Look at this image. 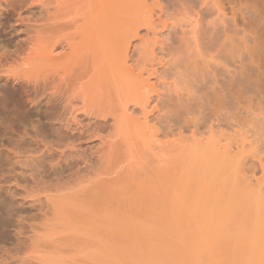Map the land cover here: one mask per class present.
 Returning <instances> with one entry per match:
<instances>
[{
  "label": "rangeland",
  "instance_id": "1",
  "mask_svg": "<svg viewBox=\"0 0 264 264\" xmlns=\"http://www.w3.org/2000/svg\"><path fill=\"white\" fill-rule=\"evenodd\" d=\"M158 1L159 0H144L145 6H148L147 9L150 10L149 13H147V16L151 15V18H153L154 20L156 18V13H158V10H159L158 7L160 6V3H161V2L159 3ZM199 2L203 5V7L207 6L206 8L204 7L205 13L203 12V15L207 17L202 16L203 23L202 22L201 23L203 25L205 24V26L207 23H208L207 25L212 23V26L209 25L212 27L211 29L210 27L208 28V26H206L209 30H211L210 32L212 34H213L212 31L215 27H217L218 30L221 31L219 27L225 25L224 27H226L227 30L229 29L227 32L225 31L226 33L224 32L226 34L225 35L226 37H224L223 36L224 34L222 35L220 31L215 30V32L217 31L218 33L216 32V34L218 35H220L221 33V36L224 37L223 38L224 41L226 40L227 37H229L230 38L229 42L232 43V46H230L231 48L234 47L233 45L235 44V41L237 40V36L241 37L243 35L241 37L242 39L244 38L243 40L241 39V41H243L242 50L244 48L245 50L242 51V68L244 69V71H242L243 72L242 75L245 74V77H243L242 75L241 77L243 78V82H246V85L241 84V86L243 85L244 87V88L243 87L241 88L242 90L241 96L237 94V91H236L237 89L235 87L237 86L236 81H235V86L233 87L234 78H235L234 74L237 75V73H235V70H234L235 67L233 66L234 64L232 62V60H235V59L233 58L232 60H230L231 62L230 64L229 60L225 61L226 63L223 62L224 61L222 60L223 58L222 59H219V58L211 59V58L205 57V55H203L201 51L197 50L195 45L193 44V39L194 37H197L199 35V31L200 30L202 31V29L206 31L208 29L206 27L202 28L203 25L201 23H200L201 25H196L198 24L195 22L196 16H193L192 14L193 11L190 12V9L191 10H195V9L190 8L188 9V11L179 10L178 14H175L173 16H169V17L163 16L162 21L165 23L161 25L160 24L156 25L157 26L156 29L155 28L152 29L153 27H151L150 28L151 31L149 30L148 33H146L147 26H151V24L146 25L144 23L141 26V28L139 27V30L137 31L138 32L137 36H134L131 38V43H133L132 45L134 46H132L131 52L129 53L130 55L133 51L134 56H138L139 52L142 51V48L144 45L147 44V46L148 45L150 46L152 45V42H155L156 40L163 41L164 43L168 44L170 43L171 39L176 38V40L180 42L184 50L182 53V59H185L188 62L187 63L188 65L183 66L182 64L177 63L176 65L172 67H167L166 70H159L158 73L156 74L153 73L151 75H148L146 73L147 69L152 71V70L160 68L154 62H152L150 58L144 65H142L143 66L142 69L139 68L141 70V76L139 78L133 77L132 82L128 83V85L132 86L131 88H133L135 91V88L139 86V81L143 78L144 79L148 78V81H149L148 83L154 85V88H152L149 91V96L153 97L156 94V92L157 93L159 92V93L164 94L165 99H170V100L172 99V102L175 103L176 105V111L178 113V122H179V125L181 126L179 129V132L181 131L179 136L175 137V135L174 136L168 135L169 136V137L167 136L168 138L167 137L163 138V136H161L160 134L161 130L159 129H161L160 128L161 126L163 127L166 121L164 117L162 118V116L165 115V110L159 111L158 109H160V107L156 106V102H154L155 100L154 101L149 100V105H146V107H142L135 100L134 101L132 100L131 102H129L128 108L129 107L130 108L127 111L128 116L125 117L126 120L124 119L123 121H120L121 126L120 125L118 126V127H122L120 128L122 132L119 131L117 126H113V123L109 122L110 121L109 119H108L109 120L108 123H106L105 121L107 120L102 117H99L98 119H93L92 118L93 116L91 114L86 113L83 110L77 111V113H75L76 115L75 119L70 121L69 124L66 125V122L62 121L60 118L59 119L56 118L59 116L60 110L58 111L57 108L52 109L53 108L52 105L47 106L43 102H41L39 105H37V103H34V102L30 103L32 105H30L29 103L28 104L26 103V109H27V105L30 106L31 108V111L28 114V119H29L27 123L28 126H24V128H22L21 126V128L18 129L17 132L16 131L13 132L14 134L12 132L6 133L8 135L4 137H3L4 135L3 133L0 134V136L2 135V138H3V139L0 138V150L2 149L1 151H3L2 158L5 159V157H7L8 154L11 153L7 157V159H5L6 162H4V164L2 165V168L5 169L6 178H11V179L5 182H2V184H0L1 185L0 187L1 198L5 199L6 202L8 201L7 203H12L14 209L22 213V214H18L19 216L15 215L12 217H8V224L6 225L4 229L5 231V237L3 239L4 242L2 241V239L0 240V242H2L0 243V247H1L0 248V264H41L40 260L29 257L28 256L29 253L27 251L29 250L28 248L31 247L32 242H36L38 240V243L40 242V245H41L42 244L41 241H43V238L46 240L45 238L47 237L46 233H49L50 235L49 237L51 238V240H48L49 245H54L51 250L53 251L54 247L57 246L56 248H58L59 251L63 252V253H59V252L57 253L54 251V255H56L55 257L60 258V256H63V258L61 257L62 259L60 258L61 261H64L63 259L64 258L66 259L68 257L67 259H69L70 262H68V260L66 259L67 261L65 262H68L67 264L69 263L72 264L73 262H75L73 264H76V262L77 264H80V263L81 264H88V263L89 264H127L130 262V260H133V257L131 256L129 251L134 252V256L138 255V253H141L139 257L137 256V258H140V257L143 258L142 256L143 253L144 252L146 253L149 251L151 252V250L155 254L152 252H151L152 254L150 252L147 254L144 253L146 256L149 255L148 257H144L146 259V264H262V262H264L263 257H261L260 259V256L262 255L264 256V254H262L263 251L261 249L263 248L264 250V246H262L264 244V234H263L264 233V229H263L264 228V85L253 83V81L251 80L250 81L252 83H249L248 82L249 80H247L248 78H246L248 74L247 71H249L250 76L248 77L250 78L252 76L254 80L255 75H253L252 73L254 72L256 73V71L259 73L260 72L259 69L262 68V66L264 65V59L262 58V56H264V49H263L264 44L261 45L262 43H264V40L262 42V39H261V35L263 36L262 38L264 39V0H199ZM41 8H43V6L40 0H0V59L4 55H6L8 51H12L16 49L23 50L27 47V43L29 42V39L32 35L34 21L43 15V13L41 12ZM219 15L222 16V17L220 16L221 19L218 18ZM205 21H208V22H205ZM79 23L80 22H78V24ZM214 24L215 26H213ZM224 27H221V28L223 29ZM234 27H236L237 29H241L240 35L235 33ZM209 30L206 32L205 31H202V32L207 34ZM256 31L258 32V35H259V32L261 31L259 35V39H261V41L258 40ZM254 35L256 36L257 41H260L262 51L260 49L258 50L261 51V53L259 52L261 56L259 55L257 49H256V52L251 53V51H255L254 48H256L259 45V44H256L255 47H253L254 45L252 43L253 42L256 43V39L254 40L251 39L253 40L252 42L249 38H251V36L255 38ZM233 38L235 40L233 41L234 44L231 40ZM224 41L222 42L223 43L228 42V41H225V42ZM229 44L230 43H227L228 49L230 48ZM258 47L260 48V46ZM25 52L22 53L23 56H25ZM258 55L259 57L257 58ZM245 56H247V59ZM248 56H251V57L248 58ZM258 59L260 63H262L261 61L263 59V65L261 67H259V64L256 65V63H259L257 62ZM153 63L155 65L151 66V64L153 65ZM256 66H258V68ZM139 69H134V72L132 73L139 74L140 73ZM252 69L253 70L256 69V70L252 72L251 71ZM263 70H264V67L261 70V73H264ZM34 71H36V68H34L33 72ZM121 72H123V74L126 75V73L123 70ZM258 73H256V75ZM260 75L262 76V78L264 77V74L263 75L260 74ZM257 76H259V74ZM108 78L109 77L107 76V79ZM256 79H260V78H256ZM259 81L257 80L256 82H259ZM1 82L4 83L5 80L0 81V84ZM8 83H10L8 85L14 84V82H11V81ZM253 84H257V86ZM247 85L248 87H246V91H244L243 89H245V86ZM250 85L253 87H251ZM225 88H227L226 91L227 90H230V91H228V93L225 92L224 90ZM233 88H234V91H236V93L233 91ZM248 88L250 89L252 88V89L247 90ZM143 91L144 90L142 89L141 92ZM224 92L226 94H224ZM229 92L233 94L235 93L234 96L233 94H230ZM236 94L239 97H237ZM134 96L139 97L138 93L135 94ZM56 112H58V115ZM2 115L3 117H5L7 116V113L5 111H0V118ZM68 120H70V118ZM137 127L139 129L142 128V130L139 131ZM24 129H25V132H23ZM57 130H58V137L56 134ZM13 135L15 136L14 137L15 139L12 138ZM16 136L18 137L17 139H19V141L16 139ZM13 139L14 141L12 142ZM20 139H23V141ZM46 139L48 142H45ZM157 139L158 141L160 139V142H159L161 144L160 147H159V143ZM41 140L49 144L50 151H48L49 149L43 147L45 143H43ZM115 140L118 143L122 142V144L119 143L120 145L115 146L117 155L119 157L115 158L114 163L116 162L115 163L116 165L114 166H117L119 164L120 165L128 164V166L130 165L131 166L127 167L129 168L128 169L129 171H127V173H123L126 175L121 176L120 174L121 177H119L118 175L117 178L116 176L113 175L116 178L115 179L113 177L114 178L113 179L112 177L109 178V175L111 176L112 174L105 173L106 171L104 172L102 171L100 174H96V172L98 169H99L98 170L99 172L100 170L105 169L103 167L104 166L103 162L100 161L98 157L102 156L103 153L107 151L108 149L107 147L110 141H115ZM9 141H11L12 144L9 143ZM161 141L162 142L165 141V142L162 143ZM172 141H174L173 145H172L173 143ZM14 143H18V146L20 145L19 146L20 150L18 149L17 144H14ZM21 144H23V146L25 145L26 147L21 146ZM13 145H14V148H17L16 150H18V153H16V150L13 148ZM9 151L10 153H8ZM14 153L17 154L18 156L17 158H13ZM43 153L45 154L44 156H43ZM213 154L214 155L216 154L215 156H217L218 159L220 158V161L222 159L221 161L222 163L218 160L220 165L217 163V166H215L216 165L215 161H213L212 163V159L214 160L215 158H217V157L214 158ZM141 155L148 156L149 160L148 158L145 157L146 162H145V159H144V162H142V160L140 161ZM211 156L213 157L212 159L210 158ZM196 157L201 161H198V159H195ZM176 159L180 165L178 167L179 169L178 171L180 170L182 171V172H179V174L181 173L180 176L182 175L183 177L185 176L184 177L185 179L181 177L182 182H185L186 180L184 185H186L188 182H191V184L194 182V185L199 183L198 186L200 188L199 189L198 186L195 187L196 191L199 189L197 192L198 195H196V191H194L195 193L193 192L194 187H192V190H190V193L187 191V195L188 194L189 195L188 196L186 195V196L189 199L191 198V196L192 198L193 196H196V198L194 197L195 199L191 198L192 200L191 199L188 200V199H185V197L184 199H182L181 213H183V211L184 213L181 215L183 218H185L186 223L190 222V223H187L188 225L184 223L185 224L184 228L182 227L183 229L182 231L184 233L187 231L188 234H190L189 236L186 232L187 234L186 236V234H184L181 231L182 234L185 235V236L182 235L183 238H185L183 239L182 243L183 242H184L183 244H185V242L187 243L188 238H191L193 234L197 235L198 233L195 234L197 230L198 231L202 230V227H203L202 226L203 224L201 223L202 220L205 225L204 227H206V229L205 228L203 229L207 230V232L205 230L204 232L203 230L201 231L202 238H200L201 236L199 232L198 235L200 237L199 236L197 237L199 239L197 245L199 246H196V247L192 246L194 249L197 248L195 249L196 253L194 252L195 250H193V248L191 247L190 251L192 250L191 251L192 253L190 251L189 252L190 254H194L191 258L184 257L185 256L184 255L182 256L183 258L181 259L178 256L181 254L182 249H185L184 252H187V251H186V248L181 249L179 244L183 245L180 242L182 239L180 237L182 236L176 234V232L173 235H178V238L177 239L175 238L174 240V241L180 240L179 243L176 242V244L178 245H175L174 242L170 241L174 239V238L171 239L172 237H174L171 234L174 232L173 230H170V232L172 231L171 233L166 234L167 236L170 235L171 237V238L169 237L170 240H168L167 242V240L165 241V239H167V237L165 236L167 229L165 230V228L163 229L162 227H158V228H162L165 231V232H162L161 229L160 230L159 229L157 230V228L153 229L154 226L150 227L149 225H151V223L150 224L148 223L149 225H146L147 229L148 227L149 229H151L148 232V230L147 229L145 230L144 227L138 226V229L141 227L140 228L141 231L142 230H143L142 232L146 231L145 233L148 232L147 234L150 233V236L152 235L153 232L155 233L157 232L156 234H153V235H156L155 237L152 238L153 240H151L150 238H147L146 236V238L148 239L146 240L149 244L148 248L149 249L152 248L149 251L147 248V251H146L145 248L147 247V242L143 236L144 233H141V235L144 238L143 240V238L141 239L142 236L140 234H139L140 236L137 234L138 231L140 232V229L135 231V228L138 224H136L137 222L135 223L134 217L129 216L128 218L126 217V219H124L125 217L121 219V218H118V216L121 217L120 215H118L116 218V219H120L121 222L124 221V223H127L126 221L128 219L127 225L129 227H130L129 225L130 223L134 222L136 224L135 226V224L133 223L134 228L131 225L130 229H128L129 232L132 231L133 229L134 230L133 232H136V233L130 232V233H133V235L130 234L131 236L128 235L129 233L125 234V238H126L125 239L123 236V233H120V232H123L124 230H126L125 233H127L128 227H125V225H123V227H125L123 228L122 226L119 225L118 226L119 228L112 229L113 227H116V226H113L114 224L116 225L115 221L110 222L109 219H105L106 216L104 217L103 215L99 214L98 210L90 212V208L87 203H89V200L92 196L89 194L91 190H93L92 192H95L94 190L96 189L97 194L101 193L100 191L101 188H102L101 194H104L106 192L110 194V193H113L114 191H115L114 193L116 194L118 191L119 192L121 191L120 189H124L122 191L127 192L132 189V184L134 180L136 181L133 184L134 185L133 188L137 185L136 183L138 179L143 178L142 181L145 179L146 172L143 171L142 168H146L149 164H151L154 167L157 166L158 164L163 165V166L164 165L166 166L167 164V166L168 165L170 166L172 165L171 163L174 162V160ZM151 160L152 162L149 163ZM85 162L87 163L86 166H84ZM169 162L170 164H168ZM201 162L203 163L201 164ZM214 163L215 165H212ZM136 168L137 170H135ZM8 170H10V172H8ZM130 170H132L133 173H131ZM99 175H100V178H98ZM147 177L149 178L148 175ZM107 179L108 181L110 180L111 181L108 182ZM91 180L94 181L95 185L98 186L100 189H98V187L96 188L95 185H93V182ZM42 184H44L45 186ZM200 184H202L203 188L200 187L201 186ZM46 185H49V186L46 187ZM87 185L88 186L90 185V186L88 187ZM219 185H223V186H219ZM92 186H94L95 188ZM191 186H193V184ZM208 186L209 188H211L212 186V188L208 189ZM114 187L115 189L114 191H112ZM187 187L189 188L190 184H188ZM187 187H184V188H187ZM103 188H105L104 190H108V191L106 192L103 191ZM214 188L215 189L217 188V190H214ZM189 189H191V187ZM44 191H45V194L47 193L46 195L50 197V203L48 205L49 213H48V208H46V206L44 205V195H45L43 193ZM199 191H201L202 193ZM221 191L224 193H222ZM233 191L236 195L237 193H242L244 194L242 196H245V197L247 193L251 195L252 199L250 198V195H249V198L251 199L250 200L251 206L249 207V211L247 210L248 205L245 206L246 210H243L244 204L246 203L245 201L244 203H242L243 208H240L241 201H242L240 200V197H239L240 194L237 195L238 196L237 199H239L240 205L237 204L239 202V201L238 202L236 201L237 199L235 200L236 202L234 201L236 196L235 195L230 196V194H232ZM73 192L74 193L76 192V193L74 194ZM191 192L194 195H192ZM204 192H206L207 194L206 193L203 194ZM83 193L85 196H83ZM200 194H202L201 195L202 197L200 196ZM213 194L215 197L213 196ZM232 196L233 198H231ZM69 197L71 200H74V201L76 200V198H78L76 200V201L79 200L78 205L80 206L82 202L81 205L82 206L84 205L86 207L81 206L79 209L77 207L78 206L77 202L75 201L76 204L74 206L77 205L76 207L79 210L73 207L72 209H75L76 211L75 213H72V211L74 212V210L71 209L70 211V207H68L67 205L68 203L65 201L67 203V204L65 203L66 204L65 207L67 206L69 208V211H70L69 212L67 210L68 208H65L64 204H62L63 201H61L62 199L65 200V198H67V201H69L68 199ZM84 197H87V199H84ZM82 198H83V201L80 200ZM229 199H233V200H229ZM86 200L88 202H86ZM214 201L216 202L215 204H214ZM231 201H234L235 204H233V202L231 203ZM228 202L231 204H229ZM211 203L213 204V206ZM217 203H219V209L221 208V211H222V207H224L227 212L229 211L230 208L231 209L234 208V211L235 209L236 210L241 209V211L238 210L236 211V213L232 211V214H230L231 213L230 211L229 215L226 213L225 209L223 210L225 211L227 218L230 216V218L232 219V216H233V219H235V221L231 220L232 222L231 221L228 222L230 218L227 219L225 214L222 217L223 215L222 213L224 212L216 211L217 213L220 214L221 218H223V219L218 218V220H216L217 222L219 220H220L219 222L223 220V223H225L224 221L227 220L226 223L228 224L222 225L223 228H221V225L217 224V222L214 225L213 223L215 221L212 220L214 219V216L216 215L219 217L217 213L215 214L212 213V210L218 207ZM60 204H62L63 206L61 205L60 207ZM202 204L204 206H202ZM232 204L235 206L226 208L227 206H230ZM210 205L212 206L213 209L211 208L210 210V207L208 208L210 211L205 209ZM44 209L45 211L46 210L47 211L44 212L43 211ZM55 210L56 212L54 213ZM65 210H67V212ZM202 210H205V211H202ZM185 211H188L190 213L189 217L192 221L186 218L188 217L187 215L188 212H185ZM246 211H248V213H246ZM68 213L69 215L70 213H72V215L76 214L77 216L71 215L72 216L71 217L67 215ZM89 213L90 214L93 213L92 215H94L95 213V215H97V216L94 215L93 218L95 217L99 220L101 227H103L102 224L108 223L107 221H109L111 224L114 223L113 225H109V226H112L111 229H109V227H106V230L109 229L108 235L106 234L108 230L107 232L106 230H104L105 227H103V229L100 230L101 232L98 229L99 227H97L98 229L96 230L97 235L93 234L92 233L93 231L92 232L90 231L91 227L92 229L94 228L93 227V225H95L93 223L94 220H97V219L92 218L93 220H91L90 219L91 215H89ZM194 213H196V215H194ZM60 214H63V215L65 214V217L67 215L68 220H66V218H64L63 215H60ZM184 214L186 217L184 216ZM44 215H47L49 217L48 220L45 218L47 220L46 222H48L49 224L51 223V225L48 227H46L47 225L45 226L46 223L43 224L45 222ZM191 215L194 218L196 216L197 217L199 216L198 218L196 217L197 219L195 218L194 220H196L197 225H200L199 228L202 226L201 229H199L198 226L195 224V221L192 219L193 217ZM217 216L215 218H217ZM55 217L57 219H55ZM60 217H63L64 221ZM69 217H71V219ZM78 217L79 219L81 218L80 219L81 221L78 219ZM100 218L102 219V221L105 220L106 223H103V222L101 223ZM199 218L202 219L200 223H198L199 221H197ZM209 218H210V221H207V219L209 220ZM74 219L79 221V223L82 222L80 224L82 226H80L79 223L76 224V221ZM87 221L93 224L92 226H90V224L87 223L88 227H90V229H88L90 233L88 232V230H86L87 228L83 226L84 223H85L84 225H86ZM233 221L234 223L235 222L238 223V224L235 223V225L236 224L238 225V228L240 227L239 226L240 223H241L240 225H242L240 227L241 229L244 230V228L247 227L246 228L247 231L244 233L243 230L240 231L241 229L235 228L236 226L234 224H231L233 223ZM71 223H75L76 225L74 224V226H72L73 224ZM205 223L207 224L208 227L206 226ZM211 224L214 225V228L220 227L219 229L220 230L222 229L220 233H222L225 236L223 241H225L226 238L228 242L232 240V237L234 238L239 237V235L237 236V234L235 235L236 237L233 235L239 232L238 234H240L243 238L239 237L241 239L240 240L238 239L239 241L237 244L241 243V240H244L242 241L243 246L242 244H239L238 246L240 248L236 249L234 252H231V251L230 252L228 251V253H226L225 251L221 252V250H225L226 247H224L223 245L220 246L221 243L216 241V238L220 237V234H215L213 232H211L212 234L209 233V228L210 230L215 231L213 228V225ZM67 225L71 227L69 228ZM216 225L219 227H215ZM231 225L232 226L234 225V226L231 227ZM96 226L97 224L95 225V227ZM185 226L186 227L188 226L187 230H184L186 229ZM33 227L36 230L34 234H33ZM72 228L74 230H72ZM77 228H78L79 233L77 231ZM232 228L234 230H231ZM59 229L60 231H58ZM236 229L239 231H237ZM102 230L104 231L102 232ZM229 230L232 232L235 231V233L234 232L231 233ZM114 232L116 233L115 236L117 240L116 238H113V239H115L116 242L115 241L112 242L113 241L112 237H114L113 236ZM240 232L244 233L245 236L241 234ZM92 234L94 236H91ZM134 234L135 235L137 234L136 238L139 236L140 240L139 238L134 239L135 238ZM32 235L33 237H31ZM126 235L130 237L129 241L132 239V237H134L133 238L134 240H131L132 243L128 242L127 240L128 236ZM194 235H193V238H195ZM76 236H77V239L75 238ZM107 236L110 238V241L112 242V244L115 245L116 247L115 250L109 249L108 246L111 245L114 248V245L109 244V238ZM215 236L217 237L215 238ZM49 237L47 238L49 239ZM65 237L69 243L65 241L66 240L64 239ZM212 237L215 239H213ZM193 238H192V242L190 243L191 245L192 244L195 245L197 243L196 240ZM88 239L90 240V242H86L88 241ZM123 239L125 241L127 240L126 243L125 241H123ZM45 240L43 241V243L47 242ZM52 240H53V243H50ZM75 240H77L78 242ZM104 240H107V242ZM135 240L136 241L139 240V242L141 243L139 242L136 243ZM162 241H165V242H162ZM193 241H195V243ZM208 241L210 244L208 243ZM79 242H81L80 243L81 245L79 244ZM97 242L99 243L97 244ZM159 242H161L160 247L162 248H160L159 245L158 246L156 245ZM189 242H188V245L191 246ZM206 242H207V245H206ZM142 243H143V246H142ZM162 243L165 245V248L164 246H162ZM83 245L86 246L85 249ZM168 245H171V246H168ZM128 246L130 248H128ZM136 246H139V247H136ZM152 246L153 247L155 246V248L153 249ZM185 246L186 244L183 247ZM51 247L52 246H50V248ZM59 247L62 249L60 250ZM178 247H180V250H181L180 252H178L179 250ZM241 247L244 248L243 251ZM136 248H143V249L142 250L139 249L140 252L138 251V249L134 251ZM214 248H216V250H214ZM175 249H178V250H176V252L174 253ZM218 249L220 250L218 251ZM19 250L20 252H18ZM91 250L92 251L95 250V251L91 252ZM109 250L112 252L114 251L115 254L110 253ZM66 251L67 253H65ZM127 251H128V254L130 255V258H128ZM116 252L118 255L116 254ZM210 252H212L211 255H210ZM218 252H221V253L225 252L227 255L225 253L222 255L221 253H218ZM83 253L85 256L83 255ZM214 253L216 255H214ZM141 258L140 260L135 259V261L137 260L136 262L138 263L139 261L142 262ZM135 261L129 264H135ZM144 264H145V261H144Z\"/></svg>",
  "mask_w": 264,
  "mask_h": 264
},
{
  "label": "bare ground",
  "instance_id": "2",
  "mask_svg": "<svg viewBox=\"0 0 264 264\" xmlns=\"http://www.w3.org/2000/svg\"><path fill=\"white\" fill-rule=\"evenodd\" d=\"M40 2L43 6V8H41V12L43 13V15L34 21L32 35L29 39V42L27 43V47L23 50L16 49V50L8 51L6 53V55H4L0 59V81L5 80L4 83L1 82V84H0V111H5L7 113V116L3 117V115H2L0 118V134L3 133L4 134L3 137L8 135L6 133H11V132L13 133L14 131L17 132V130L20 129L21 126H22V128H24V126H28L27 125V123L29 121L28 114L30 113L31 108H30V106L27 105V109H26V103L30 104V103L34 102V103H37V105H39L41 102H43L47 106L52 105V107H53L52 109L57 108L58 111L60 110L59 116L56 118L57 119L60 118L62 121L66 122V125H68L70 121L75 119V117H76L75 113H77V111L83 110L86 113L91 114L93 116L92 117L93 119H98L99 117H102V118L107 120V121H105L106 123H108V121L110 120L109 122H112L113 126L118 127L119 125L121 126L120 121H123L125 119V117L128 116L127 111L130 108V107L128 108V104L132 100L133 101L135 100L142 107H146V105H149V100L150 101L155 100L154 102H156V106L160 107V109H158V110L159 111L165 110V115L162 114V115H164V116H162V118L164 117L166 119V121L164 119L165 124L163 125V127L162 126L160 127L161 129H159V130H161L160 131L161 136H163V138L167 137L168 135H171V136L175 135V137L179 136V134L181 132V131L179 132V129L181 126L179 125V122H178V113L176 111V105H175V103L172 102V99L171 100L165 99L164 94L159 93V92L158 93L156 92V94L153 97L149 96V91L152 88H154V85L148 83L149 82L148 78L141 79L140 80L141 82L139 81V86H138L139 88L138 87L135 88V91L133 88H131L132 86L128 85V83L132 82L133 77L139 78L141 76V70L139 68L142 69L143 68L142 65H144L150 58H151L150 60L152 62H154L156 65H158V67H160V68L152 70V71L148 70V69L147 70L144 69V70H146V73L148 75H151L153 73L156 74V73H158L159 70H166L167 67H172V66L176 65L177 63L182 64L183 66L188 65L187 64L188 62L185 59H182V53L184 50H183L180 42L178 40H176V38L175 39L173 38V39H171L170 43H168V44L164 43L163 41H157L156 40L155 42H152V45H150V46L149 45L147 46V44L144 45L142 48V51L139 52L138 56H134L133 51L129 55V53L131 52L132 46H134V45H132L133 43H131V38L134 36H137V33H138L137 31L139 30V27L141 28V26L144 23L146 25L151 24V26H147V32L146 33H148V31L150 30L151 27H153L152 29H154V28L156 29V27H157L156 25H158V24L161 25V24L165 23L162 21L163 16H166V17L167 16L168 17L173 16L175 14H178L179 10H185V11L187 10L188 11V9H190V8L195 9V10L190 9V12L193 11L192 12L193 16H196L195 22L198 24H196V23L195 24L201 25L203 23L202 22L203 21L202 16L207 17V16L203 15L204 7L206 8L207 6L203 7V5L199 2V0H159L158 2L159 3L161 2V3H160V6L158 7L159 10H158V13H156V18L154 20L153 18H151V15L147 16V13H149L150 10L147 9L148 6H145L144 0H40ZM220 16L221 15H219L218 18L221 19L222 16L221 17ZM78 22H80V23L78 24ZM205 22H208V21H205ZM207 24H206V26H208V28L210 27V29H211L212 23L209 24L211 26H209ZM206 26L204 24L202 26V28H205ZM213 26H215V24ZM224 26H221V27H224ZM199 27H201V26H199ZM221 27H219V29H221V31L218 30L217 27H215L212 31L213 34L210 32L211 30H209L207 27L206 28L209 30V32L211 34L209 32H207V34L202 32V31H205L204 29H202V31L200 30L199 35L197 37H194L193 44L195 45L197 50L201 51V53L203 55H205V57H208L211 59H214V58L222 59L223 58L222 59V60H224L223 62L228 61V60L230 62V60H232L233 58L235 59V60H232V62L234 64L233 65L235 67L234 70H235V73H237V75L234 74L236 79L233 77L234 78L233 87L235 86V81H236V85H237V86H235L237 89L236 91H237V94L239 96H241V94H242L241 88L243 87V85H246V82H243V78L241 77V75L243 74L242 71H244V69L242 68V51L245 50V48L242 50V46H243L242 42L243 41H241V39H242L241 37L243 35L241 37L237 36L236 41L234 40L235 37L233 39H231L232 42L235 41V44L233 42L234 47L231 48L230 46H232V43L229 42L230 38L229 37H227L229 39L226 38L225 41H228V42H225L223 39L224 37H226L225 33L229 29L227 30L226 27H224L222 29ZM234 29H235V33L240 35L241 29H237L236 27H234ZM208 30H206V31H208ZM215 30L220 31L222 33V35L224 34L223 35L224 37L221 36L220 32H219L220 35L216 34L217 31L215 32ZM260 32H259V35H260ZM256 33H257L256 35L258 36L257 37L258 40L261 41V39H262V42H263V40H264L262 38L263 36L261 35V39H259L258 32L256 31ZM252 36H251V38H249L250 40L256 39L255 35H254L255 38ZM253 40H251V41L253 42ZM222 41H224L225 43H223ZM260 41H257V39H256V43L255 42L252 43L254 45V46L252 45L253 47H255L256 44H259L258 46H260V48L257 46L256 48H254L255 51H251V53L256 52V49H257L258 53L259 52L261 53V51H262L261 45H263L264 43H262L260 45ZM227 43H230L229 49L227 48V46H228ZM258 49H260L261 51ZM263 49H264V47H263ZM25 50H26V52H25ZM252 50H253V48H252ZM24 52H25V56L22 55V53H24ZM260 53H259V55L261 56ZM259 55L257 56V58L259 57ZM245 57L247 59V56H245ZM249 57H251V56H248V58ZM252 57H253V55H252ZM262 58L264 59V56H262ZM263 59L261 61L262 63H260L259 59H258L257 62H259V63H256V65L259 64V67H261L263 65ZM154 63H153V65L151 64V66H154L155 65ZM126 64H128V65H126ZM230 64H231V62H230ZM256 67L258 68V66H256ZM263 67H264V65L262 66V68L259 69L260 70L259 73L256 71V73H258L259 76H257L258 74L256 75V73L254 72V70H256V69L251 70L252 72L255 73V74L252 73L253 75H255L254 80H253L252 76H251L252 78L250 77L251 79L248 77V76H250L249 75L250 72L247 71L248 74L246 73L247 74L246 78H248L247 80H249L248 81L249 83H252L251 81H253V83H258V84L264 85V83H263L264 80H262V79H264V77L262 78V76L260 75V74H262V75L264 74V73H261V70L263 69ZM34 68H36V71L33 72ZM133 68L139 69L140 73L139 74L136 73L137 75L132 73V72H134ZM250 69H248V70H250ZM122 70L126 73V75L123 74V72H121ZM236 70H237V72H236ZM119 74H121V75H119ZM107 76L109 77L108 79H107ZM119 76L120 77L122 76V77L120 78ZM242 76L245 77V74ZM256 78H260V79L262 78V79L260 80V79H256ZM255 80L256 81L260 80L261 82L259 81L260 82L259 83V82H256ZM10 81L14 82V84L8 85V84H10V83H8ZM241 84H243V85L241 86ZM253 85L257 86V84H253ZM246 87H248V85L245 86V89H243L244 91H246ZM251 87H253V86H251ZM142 89L144 90L143 92H141ZM226 89L227 88H225L224 90H225V92L228 93V91H230V90L226 91ZM251 89L248 88L247 90H251ZM233 91H234V88H233ZM236 91H234V92L236 93ZM135 92L138 93L139 97L134 96L135 94H137ZM225 92H224V94H226ZM230 94H233V93H230ZM234 94H233V96H234ZM237 94H236V96L239 97ZM30 105H32V104H30ZM56 113L58 115V112H56ZM55 116H56V114H55ZM69 118H70V120H68ZM120 128H122V127H118L119 131L122 132V130H120ZM135 128H136V126H135ZM140 130H142V128L139 129V131ZM23 132H25V129L23 130ZM121 132H120V134H121ZM56 134L58 137V130H57ZM14 137L15 136L13 135L12 138H14ZM0 138H2V135L0 136ZM17 138L18 137L16 136V139ZM14 139L12 140V142L14 141ZM17 140L19 141V139H17ZM20 140L23 141V139H20ZM121 140H122V138H121ZM41 141L43 142V140H41ZM157 141H158V139H157ZM12 142L9 141V143H11V144H12ZM45 142H48L47 139ZM45 142H43V143H45ZM159 142H160V139H159L158 143ZM163 142H165V141H163ZM172 142H173L172 143V145H173L174 141H172ZM18 143H14V144H17V146H18ZM119 143L122 144V142H119ZM119 143L116 140L110 141V143L108 144V147H107L108 148L107 151L105 153H103L102 156L98 157L99 160L103 162L104 166L103 165L102 166L105 169L100 170V172L98 171L99 170L98 169L96 174H100L102 171L103 172L106 171L105 173L112 174L111 176L109 175V178L110 177L113 178L114 176H116V178H117L118 175H119V177L124 176L126 174H123V173H127V171H129L128 170L129 168H127V167H130L131 165L128 166V164L127 165L126 164H122V165L119 164L117 166H114V165H116L115 164L116 162L114 163L115 158L119 157L117 155L115 146L120 145ZM160 145L161 144L159 143V147H160ZM19 146H18V149L20 148ZM21 146H23V144H21ZM43 147L49 149V144L45 143L43 145ZM13 148H14V145H13ZM14 149L16 150L17 148H14ZM14 149H13V151H14ZM1 150H0V177H1L0 178V184H2V182H5V181L11 179V178H6L5 169L2 168V165L4 164V162H6L5 159H7V157L11 153L9 151L8 153H10V154H8L7 157L4 156L5 159H3L2 158V152L3 151H1ZM48 151H50V149ZM16 153H18V150H16ZM48 153H50V152H48ZM209 153H208V155H209ZM211 153H213V152H211ZM44 155L45 154L43 153V156ZM215 155L213 156L214 158L217 157ZM12 156H13V154H12ZM17 157H18L17 154L14 153L13 158H17ZM145 157L148 158V160H149L148 156L141 155V158L139 157L140 161L142 160V162H144ZM213 157L211 156L210 158L212 159ZM101 159H103V160H101ZM195 159H198V158L196 157ZM218 160L220 161V158L218 159V157L215 158L214 160L212 159V163H213V161L216 162V165H215V163L212 165L217 166V163L220 165ZM9 161H11V160H9ZM198 161H201V160L198 159ZM221 161H222V159H221ZM145 162H146V159H145ZM151 162H152V160L149 163H151ZM120 163H122V162H120ZM127 163H129V162H127ZM202 163L203 162H201V164ZM86 164L87 163L85 162L84 166H86ZM168 164H170V162ZM171 164L172 165H170V166L169 165L167 166V164H166V166L158 164L155 167L152 166L151 164H149L146 168H142V170L146 172V176H145L146 180L144 179L142 181L143 178L138 179L137 183H136L137 185L135 184L136 186L133 188V186H134L133 184L136 181V180H134L133 184H132V189L127 191V192L122 191L124 189H120L121 191L120 192L118 191L119 193L116 191L117 193L115 194L114 193L115 187L112 190L114 192L110 193V194L106 192L108 190H104L105 188H103V191L106 192L104 194H101L102 188L100 190L101 193H98V194H97L96 189L94 190L96 193L92 192L93 190H91L92 193L89 192V194L92 196H91L90 200L88 198L89 203H87L89 205L90 212L98 210L99 214L103 215L104 217L106 216L105 219H109L110 222L115 221L116 225L114 223L111 224L109 221H107L108 223H106L105 220L102 221V219L100 218L101 223L103 222V223L108 224V225L102 224V226L105 227L104 230H106V227H109V229H111L112 226H109V225H113V224H114L113 226H116V227H113L112 229L119 228L118 227L119 225L122 227H123V225H125V227H128L127 228V230H128V229H130L131 225L133 226L136 222H137L136 224H138V225L136 226V224H135V226L137 228V229L135 228V231L139 230L141 227H144V229L146 230L147 229L146 225H149L151 223V225H149V226L150 227L154 226L153 229L154 228H157V230L161 229L162 232H165L163 230L164 228H165V230L166 229L168 230V231L166 230V233H165V236L167 237V239H165L166 237L164 238L165 241L167 240V242H168V240H170L169 239L170 235L167 236L166 234L171 233L172 231L170 232V230H173L174 232L171 234L174 237H172V238L170 237V238L171 239L174 238V239L170 240V241L174 242L175 245H178V244H176V242L179 243L180 240L174 241L175 238L177 239L178 235L182 236L183 235L182 234V232H183L182 227L184 228L185 224L188 225L187 223H190V222L186 223L185 218H183L181 215L184 213L183 210H182L183 213H181L182 199H184V197H185V199L190 200L192 198V196L189 199L187 197L189 195V194L187 195V191L190 193V190H192V187H194L193 192L196 191L195 187H197L199 185V183L195 184L196 185L195 186L194 182L192 181L193 186H191L192 184H191V182H188L189 181L188 180L187 181L188 183L186 185L188 186V184H190L191 189H189L190 187L188 188L186 185H184L186 180H185V182H182V180H181V177H183V175L180 176L181 173L179 174V172H182V171L181 170L178 171L179 170L178 167L180 165H179V162L177 161V159L174 160V162H172ZM210 164H211V162H210ZM135 170H137V168ZM108 171H110V172H108ZM8 172H10V170H8ZM130 172L133 173L132 170H130ZM120 174H121V176H120ZM147 175L149 176V178L147 177ZM107 176H108V174H107ZM98 178H100V175ZM91 179H93V178H91ZM184 179H183V181H184ZM97 181H99V180H97ZM107 181H108V179H107ZM110 181H108V182H110ZM92 182H93V185H95V182L94 181H92ZM181 183H182V185H181ZM42 185H44V184H42ZM200 185H201L200 187L203 188L202 184H200ZM47 186H49V185H46V187ZM87 186H85V187H87ZM182 186L187 187V188H184ZM219 186H223V185H219ZM0 187H1V185H0ZM92 187H94V186H92ZM95 187L97 188L98 186L95 185ZM198 188H199V186H198ZM211 188H212V186H211ZM211 188H209V186H208V189H211ZM74 189H75V187H74ZM98 189H100V188L98 187ZM86 190H87V188H86ZM198 190L196 191V195H198L197 194ZM214 190H217V188L216 189L214 188ZM221 190H222V188H221ZM45 191L43 192L44 194H45ZM202 191H203V189H202ZM199 192H201V191H199ZM205 193L206 192H204L203 194H205ZM222 193H224V192H222ZM46 194L44 195V205L46 206V208H48V213H49L48 205L50 203V197ZM89 194H87V195H89ZM191 194H192V192H191ZM208 194H210V193H208ZM238 194H240L239 197H240V200H242L241 205H240L239 199H237ZM251 194H253V193H251ZM192 195H194V194H192ZM201 195L202 194H200V196ZM231 195L236 196L234 201L236 199H237L236 200L237 202L239 201L237 204L241 206L240 208H243L242 203H244V201H245L246 203L244 204L243 210H246L245 206L248 205L247 210L249 211V207L251 206L250 200L252 199V197L249 193H247L248 197L246 195L247 198L245 196H242V195H244L242 193H237V195H236L234 193V191L232 194H230V196ZM249 195H250L251 199L249 198ZM83 196H85L84 193H83ZM213 196H214V194H213ZM66 197H68V196H66ZM194 197L196 198V196H193L192 199H195ZM231 198H233V196ZM68 199H69V201H67V198H65V200L62 199L61 201H63L62 204H64V207L68 203L67 205H68V207H70V211L73 207H75L76 209L78 207L80 209V207L82 206L81 201H83V198L80 199L81 200L80 201L81 204L79 203L80 206L78 205L79 200L76 201L78 199V198H76L75 201L77 202V205H78V206L76 205L77 207L74 206L76 204L74 200H71L70 197ZM84 199H87V197H84ZM70 200H71V202H70ZM229 200H233V199H229ZM234 201H231V203L233 202V204H235ZM7 202L5 201V199L1 198V194H0V240L2 239L3 242H4L3 239L5 237L4 229H5L6 225L8 224V217H12L15 215L19 216L18 214H22L19 211L14 209L12 203H7ZM86 202H88V201L86 200ZM247 202H248V204H247ZM69 203H70V205H69ZM71 203L73 204V206ZM215 203L216 202L214 201V204ZM231 203H229V204H231ZM62 204H60V207ZM203 204H204V202H203ZM203 204H202V206H204ZM217 204H218L217 208L219 209V203H217ZM233 204L230 206H227L226 208L234 207L235 205H233ZM212 206H213V204H212ZM212 206L210 205L205 209L210 211ZM68 207L66 206L65 208H68ZM82 207H86V206L83 205ZM197 207H199V206H197ZM209 207H210V210L208 209ZM214 208H215V206H214ZM217 208L214 209L215 211L212 210V213L215 214V213H217L216 211H221V208L219 210ZM79 209H77V210H79ZM224 209L225 208L222 207L221 212H224V213H222L223 214L222 217L224 216L225 211H226V209H225V211H223ZM67 210L69 211V208ZM67 210H65V211L67 212ZM72 210H74V212L72 211V213H75L76 210L75 209H72ZM238 210L235 209V211H234V208H232V209L230 208L228 212L226 211V213L229 215L230 211H231L230 214H232V211H234V213H236V211H238ZM43 211L46 212L47 210L45 211V209H44ZM188 211H185V212H188ZM202 211H205V210H202ZM239 211H241V209ZM248 211H246V213H248ZM50 212H52V211H50ZM55 212H56V210L54 211V213ZM195 212H197V211H195ZM72 213H70V215L68 213L67 215L71 216ZM79 213H80V211H79ZM205 213H204V215H205ZM92 214L93 213H91V214L89 213V215H91L90 219L91 220L97 219L95 217L93 218L95 213H94V215H92ZM185 214H184V216H185ZM191 214H193V213H191ZM217 214L219 215V217L216 215L217 218H215L216 216H214V219H212L215 221L214 223L212 222L214 225L217 222L216 220H218V218H221L220 214L219 213H217ZM60 215H63V214H60ZM67 215H66V217H65V214L63 215V217L66 218V220H68ZM118 215H120L121 217H119ZM187 215H188V217H186V216L185 217L187 219H190V217H189L190 213L189 212L187 213ZM194 215H196V213H194ZM72 216H77V215L74 214ZM79 216H80V214H79ZM95 216H97V215H95ZM117 216H118V218H121V219L124 217H125L124 219H126V217L128 218L129 216H132L135 218V223L134 222H133L134 224L130 223L129 224L130 227H129L127 225L128 219L126 221L127 223H124V221L121 222L120 219H116ZM225 216L227 218L226 214H225ZM235 216H236V214H235ZM63 217H60V218H62L64 221ZM71 217H69V218L71 219ZM200 217H202V216H200ZM45 218L48 220L49 217L47 215H44L45 222L42 221V222H44L43 224L46 223L45 226L47 225L46 227H48L51 225V223L49 224L48 222H46L47 220ZM195 218L193 217L192 219L194 220ZM228 218H230V216ZM21 219H23V218H21ZM55 219H57V218L55 217ZM76 219H77V217H76ZM78 219H79V217H78ZM111 219H112V221H111ZM221 219H223V218H221ZM51 220H52V218H51ZM116 220H118V221H116ZM201 220L202 219L199 218L197 220V221H199L198 223H200ZM231 220L235 221V219H233V216H232V219L230 218V220L228 222H230ZM75 221H76V224L79 223V221H77V220H75ZM194 221L196 224V220H194ZM207 221H210V218H209V220L207 219ZM219 221L217 222V224L221 225V228H223L222 225L228 224V223H226L227 220L224 221L225 223H223V220L221 222H219ZM234 221L231 224L235 225V223H237V222L234 223ZM96 222L99 223V220L97 219V220H94V222H93L95 225L97 224L96 227L92 223H89V221L86 222L87 227H86V225H84L85 223L83 224V226L85 228H87L86 230H88V229H90V227H88L87 223H89L90 226L93 225L94 228L92 229V227H91L92 230L90 229V231L91 232L93 231L92 233L97 235L96 230L99 229V231H100L101 229H103V227H101L100 223L98 225V223H96ZM60 223H62V222H60ZM81 223H79V225ZM118 223H120V224H118ZM201 223L203 224L202 225L203 227L202 226L201 227H202V230L204 232L206 227H204L205 225H204L203 220ZM221 223H223V224H221ZM71 224H73L72 226H74L75 223H71ZM213 224H211V225H213ZM237 224L235 225L236 226L235 228L241 229L240 228L242 226V225H240L241 223L239 224V226H240L239 228H238ZM57 225H59V224H57ZM214 225H213V228H214ZM67 226L69 227V225H67ZM80 226H82V225H80ZM138 226H141V227L138 229ZM197 226L199 228L200 225H197ZM206 226H207V224H206ZM225 226H227V225H225ZM233 226L231 225V227H233ZM68 227H66V228H68ZM97 227H99V228L97 229ZM125 227H123V228H125ZM158 227H162L163 229L158 228ZM201 227L199 229H201ZM215 227H219V226L216 225ZM244 227H245V225H244ZM74 228H76V227H74ZM133 228H134V226H133ZM185 228L186 229H184V230H187L188 226L187 227L185 226ZM203 228H205V229H203ZM219 228H214L215 231H212L209 228V233L213 232L215 234H220V237L215 236V238L217 237L216 241L221 243L220 246L223 245L227 249V250L226 249L221 250V252L225 251L226 253H228V251L234 252L236 249H239L240 247L238 245L242 244V241H244V240H241V243L237 244L238 241L241 239L239 237H242L240 234H238L239 232L235 233V231H233L235 233L233 235L235 236L237 234V236L239 235V237H237V238L232 237V240L227 242V238L225 239V241H223L225 236L222 233H220L222 231V229L220 230ZM229 228H230V226H229ZM246 228H244V230L241 229L240 231L243 230L245 233L247 231ZM94 229H95V231H94ZM109 229H107L108 232L106 230L107 235L109 233ZM252 229H253V227H252ZM62 230H63V228H62ZM72 230H74V229L72 228ZM104 230H102V232ZM147 230L149 232V230H151V229H149V227H148ZM231 230H234V229L232 228ZM35 231L36 230L33 227V234L35 233ZM56 231H57V229H56ZM58 231H60V229ZM77 231H78V228H77ZM90 231L88 230L89 233H90ZM111 231H110V233H111ZM125 231L126 230H124L123 232H120V233H123L124 238H125V234L129 233L128 235L131 236V235H133V233H136V232H133L134 231L133 229H132V231H130L133 233H130L129 230L127 233H125ZM142 231L140 229V232L138 231L137 234L141 235V233H144L143 236H144L145 240L147 238H150L151 240H153L152 238L156 236L153 234L157 233V232L156 233L153 232L152 233L153 236L151 235L152 236L151 237L150 233L147 234L148 232L145 233L146 231H144V232H142ZM197 231L195 232V234L196 233L199 234V232H200L201 237L198 234L197 235L193 234L195 236V238H193V235H192L191 238H188V240H187L188 242L190 241L189 242V244H190L192 242V238L195 239L197 242L195 245L190 244L191 246H189L188 242L187 243L185 242L186 246L183 247L185 244H183L184 242L182 243V241H183V239H185V238H183V236H185V235H183L182 237L179 236L180 238H182L180 242L183 244V245L179 244L181 249L186 248V251H187V252H184L185 249H182V251H181L180 247H178L179 250L175 249L174 253L176 252V250H178V252L181 251V254L178 255L181 259L183 258L182 256H184V255H185L184 257H187V258H191L194 255V254H190V252L192 251V250L190 251V249L192 246L193 247L199 246V245H197L198 240H199L197 238L198 236L200 238H202L201 231H198V232ZM205 231L207 232V230H205ZM237 231H239V230H237ZM84 232H85V230H84ZM175 232L178 235H173V234H175ZM186 232L185 233L183 232V233L186 234ZM226 232H228V231H226ZM226 232H224V233H226ZM230 232L233 233L232 231H230ZM78 233H79V231H78ZM244 233H241V234L244 235ZM46 234H44V235H46L47 237L50 236L49 233H46ZM93 234L91 236H94ZM113 234H114L113 235L114 237H112V240H113L112 242H114V241L116 242V240H117V238L115 236L116 233L114 232ZM187 234H188V232H187ZM187 234H186V236H187ZM84 235H82V236H84ZM128 235H126V236H128ZM136 235L134 236L135 238L132 237L131 240L138 239L140 235L137 238H136ZM188 235L190 236V234H188ZM51 236H52V234H51ZM129 236H128L127 240H128V242L132 243L131 240L129 241V238H130ZM143 236L141 237V239L143 238ZM146 236H147V238H146ZM31 237H33V235ZM43 237H45V236H43ZM47 237H45L46 240L43 238V241L45 240L47 242L43 243V241H41L42 242L41 245H40V242L38 243V240L36 242H32L31 247L28 248L29 250L28 251L26 250L29 253L28 256L31 258L40 260L41 264H61V263L67 264L68 262H70L69 259H67L68 258L67 256H66L67 257L66 259L68 260V262H65V261H67L65 258L63 259L64 261H61L60 258L61 257L63 258V256H60V254H59L60 258L55 257L56 255H54V251L57 253L58 252L63 253V252L59 251L58 248H56L57 246L54 247V250L52 251L51 249L53 248L54 245H49L48 240H51V238L49 237V239H48ZM75 238L77 239V236ZM81 238H83V237H81ZM95 238H94V240H95ZM108 238H107V240H108ZM113 238H116V240ZM121 238H122V236H121ZM144 238H143V240H144ZM215 238H213V239H215ZM31 239H33V238H31ZM61 239H63V238H61ZM64 239H66V237ZM161 239H163V238H161ZM107 240H104V241L107 242ZM139 240H140V238H139ZM139 240L138 241L135 240V242L137 243V242H139ZM147 240H146V242H147ZM65 241H67V239ZM75 241H77V240H75ZM123 241H125V240L123 239ZM126 241H125V243H126ZM165 241H162V242H165ZM170 241H169V243H170ZM86 242H90V240L88 239V241H86ZM95 242H96V240H95ZM110 242L111 241L109 238V244H112V242L111 243ZM193 242L195 243V241H193ZM0 243H2V242H0ZM50 243H53V240ZM80 243L81 242H79V244ZM98 243L99 242H97V244ZM139 243H141V242H139ZM160 243L161 242H159L156 245L157 246L159 245V247H160ZM208 243H209V241H208ZM209 244H208V246H209ZM244 244H245V242H244ZM112 245H114V244H112ZM151 245H150V247H151ZM206 245H207V242H206ZM50 246H52V247L50 248ZM77 246H79V245H77ZM142 246H143V243H142ZM148 246H149V244L147 242V247L145 248V246H144L146 251H147ZM155 246L154 247L152 246L153 249L155 248ZM162 246H164V248H165V245L163 243H162ZM168 246H171V245H168ZM168 246H167V248H168ZM187 246H188V248H187ZM242 246H243V244H242ZM262 246H264V244ZM85 247L86 246H84V249H85ZM108 247L111 250L116 249L115 245H114V248L111 245ZM136 247H139V246H136ZM128 248H130V247L128 246ZM160 248H162V247H160ZM241 248L243 251L244 248L243 247H241ZM61 249L62 248H60V250ZM137 249L139 251V249L142 250L143 248H136L134 251H136ZM151 249L152 248H150V249L148 248V251ZM195 249H197V248H195ZM195 249L193 248V250H195ZM261 249L263 251V253L262 252L261 253L264 254L263 248H261ZM56 250H58V251H56ZM81 250H82V248H81ZM87 250H88V248H87ZM98 250H100V249H98ZM172 250H173V248H172ZM214 250H216V248H214ZM219 250L220 249H218V251ZM71 251H73V250H71ZM93 251H95V250H93ZM93 251L91 250V252H93ZM18 252H20V250ZM109 252L115 254L114 251L112 252L109 250ZM149 252H146V253L144 252V253L147 254ZM151 252H152V250H151ZM188 252H189V254H188ZM194 252L196 253V250ZM221 252H218V253H221ZM65 253H67V251ZM85 253H86V251H85ZM129 253L133 257V260H130L129 263H131V262L133 263V261H135V259L140 260L141 257L137 258V256L139 257V255L141 253L137 252L138 255L135 254L136 256H134V252L129 251ZM144 253L142 255L143 258L149 256V255L146 256ZM152 253H154V252H152ZM211 253L212 252H210V255H211ZM224 253H221V254L223 255ZM72 254H73V252H72ZM77 254H79V253H77ZM113 254H112V256H113ZM116 254H117V252H116ZM127 254H128V251H127ZM262 254H260V255H262ZM83 255H84V253H83ZM109 255H111V254H109ZM117 255H115V256H117ZM214 255H216V254L214 253ZM261 257L264 258L263 255L260 256V259H261ZM69 258H71V257H69ZM74 258H76V257H74ZM84 258H86V257H84ZM91 258H93V257H91ZM128 258H130L129 254H128ZM143 258H141L143 263L141 261H139V263H138V262H136L137 261L136 260L135 264L136 263L137 264H140V263L144 264V261L146 264V259L145 258L143 259ZM213 258H214V256H213ZM87 259H89V258H87ZM128 260H126V261H128ZM73 263H75V262H73ZM129 263H127V264H129ZM76 264H77V262H76ZM262 264H264V262H262Z\"/></svg>",
  "mask_w": 264,
  "mask_h": 264
}]
</instances>
